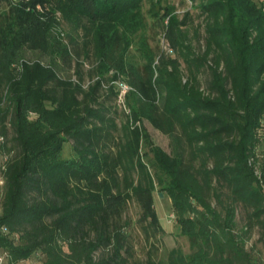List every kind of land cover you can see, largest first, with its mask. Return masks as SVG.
<instances>
[{
  "label": "trees",
  "instance_id": "16d2710c",
  "mask_svg": "<svg viewBox=\"0 0 264 264\" xmlns=\"http://www.w3.org/2000/svg\"><path fill=\"white\" fill-rule=\"evenodd\" d=\"M145 1L163 23L173 14L160 0H0V251L10 264L39 254L42 264H130L121 214L136 200L147 238L164 232L157 186L191 251L171 249L166 264L256 263L246 243L258 227L264 245V160L260 172L255 162L264 134V1L192 0L206 16L202 49L172 15L164 32L174 53L157 56L137 40ZM59 14L83 28L82 49L75 38L70 49L49 36ZM134 44L142 69L129 59ZM25 47L52 51L69 67L76 61L78 81L60 77L55 61L24 62L18 73L12 65ZM83 55L94 61L87 89ZM119 77L134 89L132 117L180 139L174 155L129 122L112 146L119 125L101 92ZM69 142L72 156L63 158ZM237 204L247 213L241 231ZM101 249L110 253L96 259ZM138 264L159 263L151 256Z\"/></svg>",
  "mask_w": 264,
  "mask_h": 264
},
{
  "label": "rangeland",
  "instance_id": "374dc122",
  "mask_svg": "<svg viewBox=\"0 0 264 264\" xmlns=\"http://www.w3.org/2000/svg\"><path fill=\"white\" fill-rule=\"evenodd\" d=\"M16 0H13V2ZM158 0H154L153 3ZM257 3H261L264 0H255ZM152 2V1H151ZM150 1H145L143 5V16L145 20L146 27L143 32H139L138 38L139 42L141 39H146L147 46L150 50L155 52L156 56L159 55L162 51H165L171 55L174 53L172 46L170 45L165 32L164 26L170 25V17L173 15L177 17V19L182 20L185 24L183 28H186L190 31L191 40L193 44L197 47L199 51L202 49L204 45V34H205V15L202 13L200 7V1L194 3L192 0H160L162 3V7L167 6L172 9L173 14L164 20V23L160 19L161 14L163 12L155 13L153 9V4ZM15 3V2H14ZM7 8L6 5H2L0 8V14ZM60 18L58 24L56 23L50 29V37L52 40H57V42H61L62 45L66 44L73 49V45L71 43L70 38H75L77 40V44L79 49L83 48V44L88 42V38H86L83 28L72 27L66 20H63L62 16L58 15ZM196 31L198 35L196 36ZM84 59V64L82 67V73L84 77V86L86 89L89 84H91L95 79L92 77L91 70L93 68L94 61L91 58H85L84 55L81 57ZM81 59V60H82ZM131 61H133L137 66L144 65L145 59L141 56L140 51L138 50V44H134L132 46L130 57ZM183 59L180 58V61ZM40 61L44 65L55 61V64L58 66V72L60 77L66 79H72L73 82L78 81V67L76 61L73 62L72 67L67 66L64 63H61L57 59V55L52 51L44 54L40 50H30L28 47H25L22 50L21 56L18 58L17 62L13 63V68H16V71L19 73L22 70V63L24 62H36ZM183 69H185V65L183 64ZM208 71H204L201 73V80L203 83H206L208 79ZM156 77V76H155ZM110 85H114L116 91H118V95L115 99L113 94H111ZM105 82L104 88L101 92V101L104 102L105 105L110 107L111 113L116 119V123L119 125L118 131H114V139L112 142V146L114 148L120 141H123V136L125 133V128L123 127L126 122H129L131 126H138L139 128H145L151 135V139L155 145L158 147H162L168 153L174 155L175 151L180 148V139L165 132L158 130L151 122L148 120L141 121L135 120L132 117V113L128 106V96L133 89L132 86L128 84V82L124 81L123 77H119L118 79L111 82V84ZM159 96V95H158ZM1 136V134H0ZM11 134H9V145L13 146V142L11 140ZM258 137L261 138V142L256 147L257 155L255 158L256 166L259 168L260 172L262 167V162L264 160V134L262 131H259ZM7 139L3 136L4 144ZM263 140V141H262ZM71 142L66 143L63 151V158H68L72 156V147ZM149 160V159H147ZM146 160V161H147ZM153 172H156L152 167ZM2 189V188H1ZM0 189V204H2V191ZM161 187L157 186L155 191V206L160 218V223L162 227H164V232H157L154 236L147 238L143 230V223L140 220L142 214V208L136 200H129L123 209V213L120 224L124 227L125 231L128 235V242L133 248V256L129 259L130 264H138L140 262H145L149 257H153L159 264H166L169 251L173 248H181L186 253H190V243L187 237L181 235L179 225L176 223V220L172 218L170 215L173 214V208L170 197L166 192H162L163 195L160 196ZM215 207H218L215 200L213 201ZM2 206L0 205V212ZM237 208V229L239 231L242 230L247 224V213L244 210L241 204L236 205ZM260 232L258 227H255L251 232V237L246 243V249L252 252V255L255 259V264H264V245L259 241ZM67 251V248H65ZM110 252L105 249L98 250L95 253V258L99 259L103 255L107 256ZM44 257L37 255L32 256L31 258L25 260L24 262L19 261L18 264H42ZM8 264V263H7Z\"/></svg>",
  "mask_w": 264,
  "mask_h": 264
},
{
  "label": "built area",
  "instance_id": "2783aa9c",
  "mask_svg": "<svg viewBox=\"0 0 264 264\" xmlns=\"http://www.w3.org/2000/svg\"><path fill=\"white\" fill-rule=\"evenodd\" d=\"M3 136H0V144L3 143ZM7 161V156L4 154H2L1 156V168H5V163ZM4 183V179L3 177L0 176V184H3ZM172 218L175 219V215L174 213L170 215ZM3 230L6 231V228L4 227ZM10 264V257L8 255V252L7 251H0V264ZM12 264H18L17 262L15 263H12Z\"/></svg>",
  "mask_w": 264,
  "mask_h": 264
},
{
  "label": "water",
  "instance_id": "95a60500",
  "mask_svg": "<svg viewBox=\"0 0 264 264\" xmlns=\"http://www.w3.org/2000/svg\"><path fill=\"white\" fill-rule=\"evenodd\" d=\"M163 195V193L162 194H160V196H162Z\"/></svg>",
  "mask_w": 264,
  "mask_h": 264
}]
</instances>
